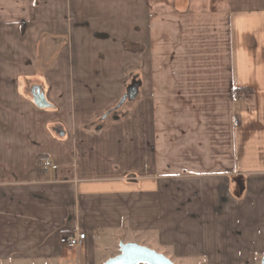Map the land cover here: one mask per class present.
<instances>
[{"label":"crops","instance_id":"obj_1","mask_svg":"<svg viewBox=\"0 0 264 264\" xmlns=\"http://www.w3.org/2000/svg\"><path fill=\"white\" fill-rule=\"evenodd\" d=\"M120 243L261 264L264 0H0V264Z\"/></svg>","mask_w":264,"mask_h":264},{"label":"water","instance_id":"obj_2","mask_svg":"<svg viewBox=\"0 0 264 264\" xmlns=\"http://www.w3.org/2000/svg\"><path fill=\"white\" fill-rule=\"evenodd\" d=\"M39 100H43L40 95L36 101L39 102ZM118 247L119 253L113 258L107 259L104 264H174L164 255L144 246H138L134 243H126V245L120 243ZM261 264H264V255Z\"/></svg>","mask_w":264,"mask_h":264},{"label":"built area","instance_id":"obj_3","mask_svg":"<svg viewBox=\"0 0 264 264\" xmlns=\"http://www.w3.org/2000/svg\"><path fill=\"white\" fill-rule=\"evenodd\" d=\"M41 163L43 165L44 168H48L50 167V162L48 159H40ZM85 242V234L84 233H76V234H72V235H63L59 238V245L61 247V249H65V250H72V249H76V248H80L83 247Z\"/></svg>","mask_w":264,"mask_h":264},{"label":"trees","instance_id":"obj_4","mask_svg":"<svg viewBox=\"0 0 264 264\" xmlns=\"http://www.w3.org/2000/svg\"><path fill=\"white\" fill-rule=\"evenodd\" d=\"M234 94H235V97H239V96H249L251 94V91H248V90H244V89H236L234 91ZM37 169H38V175L40 177V174H41V166H40V163H38V166H37Z\"/></svg>","mask_w":264,"mask_h":264},{"label":"rangeland","instance_id":"obj_5","mask_svg":"<svg viewBox=\"0 0 264 264\" xmlns=\"http://www.w3.org/2000/svg\"><path fill=\"white\" fill-rule=\"evenodd\" d=\"M134 89H135V87H134ZM126 97H129V90L127 91V95H126ZM154 251V250H153ZM175 264H178V263H175Z\"/></svg>","mask_w":264,"mask_h":264}]
</instances>
